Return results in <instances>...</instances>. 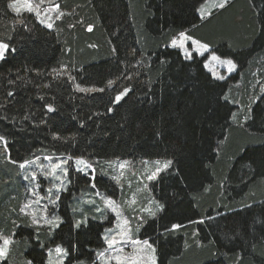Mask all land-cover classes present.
I'll list each match as a JSON object with an SVG mask.
<instances>
[{
	"label": "trees",
	"instance_id": "16d2710c",
	"mask_svg": "<svg viewBox=\"0 0 264 264\" xmlns=\"http://www.w3.org/2000/svg\"><path fill=\"white\" fill-rule=\"evenodd\" d=\"M205 1L53 0L48 29L0 0V235L13 239L2 264H46L57 245L64 264H93L104 247L103 224L69 214L92 172L69 173L56 229L21 211L19 165L44 156L171 161L149 186L161 210L140 233L156 264H264V0H226L202 19ZM181 33L234 73L215 80L206 55L169 47ZM101 174L95 187L116 196Z\"/></svg>",
	"mask_w": 264,
	"mask_h": 264
},
{
	"label": "rangeland",
	"instance_id": "374dc122",
	"mask_svg": "<svg viewBox=\"0 0 264 264\" xmlns=\"http://www.w3.org/2000/svg\"><path fill=\"white\" fill-rule=\"evenodd\" d=\"M53 0H32L33 5H39V15L37 16L34 12H29L36 17L37 22L46 27L48 24L52 25V22L58 15V9L56 5H53ZM223 0H207L202 3L198 9L197 13L201 17L208 16V14L218 8L219 3ZM12 12H15L11 9ZM28 12L26 9L22 8L21 12ZM16 13V12H15ZM193 39L183 40V46H181V37L176 39V46L171 43L169 47L178 49L181 54L189 59L185 53L191 56L196 54L198 57L206 55V60L204 62V69L208 72L211 77L215 80L221 81L228 78L232 73H234L235 68L229 72L227 65L221 64L219 61H213L211 57L213 53L209 51L204 52L203 55L196 51L198 45L192 44ZM200 51H203L202 49ZM225 60V59H221ZM221 77H223L221 79ZM49 157V159H45ZM62 160H67L68 163L64 165L67 168V175L63 171L58 170L57 175L60 179H55L47 173L51 169V165ZM77 159H71L68 157H50L44 156L25 164L22 169L19 167L20 178L22 181V186L25 193H27L25 203L23 204L22 211L27 215L30 222L35 219L38 221L37 224H33L36 228H53L46 224L44 221L46 219L56 218L57 224H61V217L59 216V200L60 192L66 191L69 185V173H80L83 176L90 175L91 183L88 184L87 192L88 196H81L78 202V206L74 207L72 204L69 207V214L73 217L74 212L83 214L85 219L91 217L92 220L103 224L102 240L104 247L95 253V261L93 264H117L115 259L112 257L118 254L122 257L121 264H131V260L135 258L139 264H152V260L155 259L156 264V254L152 248H148L143 244L144 240L141 239L140 233L143 229L145 223L151 220L155 215L161 210L159 203L155 200L149 191V186L156 181L157 177L166 172L170 165L165 168L164 164L167 160H143L139 162L130 161H120L112 163H103L99 161L84 160L88 167L84 165H77L75 163ZM159 162V163H157ZM124 165L121 168V165ZM99 168L103 172V176L108 177L115 184L117 189L116 196L106 195L104 191H99L93 182V177L96 169ZM160 169L157 172V169ZM77 169H83V171H78ZM153 173H156L154 179H148ZM35 174L36 179L32 180L31 176ZM28 179H25V177ZM57 188L60 191H57ZM49 189H51V194H49ZM55 201V204L50 203V201ZM111 200L113 202L112 206H106L105 201ZM25 205L29 207L24 208ZM159 206V207H158ZM99 209V211L97 210ZM152 213H155L152 215ZM110 230V231H109ZM125 232L127 235L124 237L125 243L116 244L114 248H108L105 241V237L108 239L115 238L117 240L121 239L119 233ZM4 237V236H3ZM10 238V237H6ZM11 243L8 246L7 253L5 256L0 257V264H2L11 252V247L13 244V239L10 238ZM140 241V243L133 245L130 241ZM148 241V240H147ZM149 242V241H148ZM150 244V243H149ZM0 246H2V240H0ZM123 248V252L118 253V249ZM51 256L49 255V250L46 252V264H60V257L55 253L54 248ZM104 253L103 257L99 254ZM63 264L65 262L66 256H63Z\"/></svg>",
	"mask_w": 264,
	"mask_h": 264
},
{
	"label": "snow or ice",
	"instance_id": "6c2138e0",
	"mask_svg": "<svg viewBox=\"0 0 264 264\" xmlns=\"http://www.w3.org/2000/svg\"><path fill=\"white\" fill-rule=\"evenodd\" d=\"M41 2H43V0H41ZM225 2H226V0H223V2L219 3L218 7L223 8ZM8 7L10 9L14 10L17 14H19L21 12V9L24 8L28 12H34L37 16L39 15V5L37 4V5L34 6L33 3H32V0H12V2L9 3ZM201 18L202 19L204 18L203 17V14H202ZM20 23H23V21H20ZM47 27L51 28L52 25L51 24H48ZM180 37H181V46H183V43H182L183 40L189 39V37L185 36L184 33H181L180 34ZM172 44H173V46H176V44H177L176 40H173L172 41ZM192 44L198 45L196 51L200 52L201 55H203L204 52H207L208 51V45L207 44H202V43H200L198 41H195V40L192 41ZM201 49L203 51H200ZM8 50H9V45L6 44V43H4V42H2V41H0V59H3L5 57V54L8 52ZM185 55L186 56H189V58H190V54L185 53ZM211 59L213 61H219L223 65H227L229 72H231L236 67V65L234 64L233 60H231V59L221 60V58L218 57V56H216V55H213L211 57ZM53 71L55 72L56 70L54 69ZM222 78L223 77H221V79ZM107 83H108V86L109 87H112L113 84H114V82L111 81V80H109ZM77 87H78V90L79 91H82V92H84V91H93V89L80 88L79 86H77ZM96 90H98V91H104V89H96ZM262 90H264V89H262ZM128 91H129V89L128 88H125L123 92L119 93L115 97L116 102H119L121 100V98L124 95L127 94ZM10 95H11V93H10ZM51 110L52 109L49 108V111H51ZM248 118H250V117H248ZM0 142H4V138L3 137H0ZM45 159H49V157H45ZM26 163H28V162L26 161L25 163H21L19 165V167L23 169L25 167V164ZM67 163H68L67 160H62V161H58V162L52 164L51 165V169L47 173V175H50V176H52L55 179H60V177L57 175V171L58 170L63 171V173L65 175H67V168L64 167V165H66ZM75 163L77 165H84L85 167H88V165L85 163V161L83 159H77L75 161ZM157 163H159V162H157ZM171 163H172L171 161H167L164 164V167L167 168ZM123 167H124V165L122 164L121 165V168H123ZM77 170L78 171H83V169H77ZM159 171H160V169L158 168L157 169V172H159ZM155 175H156V173H153L151 176L148 177V179H150V180L151 179H154L155 178ZM25 179H28V177L26 176ZM31 179L32 180H35L36 179L35 174H32ZM48 191H49V194H51V189H49ZM57 191H60V189L57 188ZM50 203L55 204V201L54 200L53 201H50ZM105 204H106V206L111 207L112 204H113V202L111 200H106L105 201ZM27 207H29V205H25L24 206V208H27ZM97 210L99 211V209H97ZM21 211H24V209L22 208ZM154 214L155 213H152V215H154ZM44 222L46 224L52 226V227H57L58 226L57 221H56V218L46 219ZM200 222L202 223L203 221H200ZM32 223L33 224H37L38 221L34 219L32 221ZM76 227H80V222H77ZM177 227H178V225H173V229H175ZM119 235L121 236V239L120 240H117L115 238V236H113V238H111V239H108L107 237H105V241H106V243L108 245V248H114V246L116 244H118V243H120V244L125 243L124 237L127 235V233L121 232V233H119ZM0 240H2V246H0V257H3L7 253L8 246L11 243V240H10V238L3 237L2 235H0ZM130 242L133 245L140 243V241H135V240H132ZM143 244L146 245L148 248H152V245L149 244V242L147 240H144L143 241ZM41 247H43V245H41ZM52 251H53L52 249H49V255L50 256H51ZM54 251L57 254V256L60 257V264H63V259L62 258H63V256H66L68 254L67 251L64 248H62L61 246H59V245H57L55 247ZM117 251H118V253L119 252H123V248H120ZM153 251H155V250L153 249ZM99 255L101 257H103L104 253L101 252ZM112 259H115L117 261V264H121L122 257L119 254L117 256H115V257H112ZM29 264H31V261H29ZM49 264H51V261H49ZM131 264H139V262L135 258H133L131 260ZM152 264H155V259L152 260Z\"/></svg>",
	"mask_w": 264,
	"mask_h": 264
},
{
	"label": "bare ground",
	"instance_id": "6f19581e",
	"mask_svg": "<svg viewBox=\"0 0 264 264\" xmlns=\"http://www.w3.org/2000/svg\"><path fill=\"white\" fill-rule=\"evenodd\" d=\"M8 4H9V2H8Z\"/></svg>",
	"mask_w": 264,
	"mask_h": 264
}]
</instances>
